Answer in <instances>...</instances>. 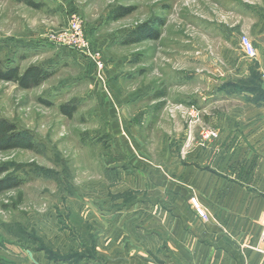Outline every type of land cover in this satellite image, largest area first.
<instances>
[{
	"label": "rangeland",
	"instance_id": "1",
	"mask_svg": "<svg viewBox=\"0 0 264 264\" xmlns=\"http://www.w3.org/2000/svg\"><path fill=\"white\" fill-rule=\"evenodd\" d=\"M31 1L38 9L24 0H0L3 66L11 61L23 71L40 65L50 73L29 90L0 81V120L31 147L0 151V168L7 170L0 178L13 175L20 182L0 194V264H25L10 247L21 240L27 249L78 250L79 235L67 229L69 209L82 217L98 200L109 207L119 186L129 184L113 174V165L175 161L181 147L188 154L214 147L218 154L219 147L240 144L237 134L225 137L223 120H211L214 110L237 104H224L226 89L211 85L207 25L191 22V0ZM178 1L187 6L185 22L176 18ZM116 7L133 10L107 20ZM73 14L83 22L84 53L49 41L67 30ZM160 18L164 27L153 28L162 31L160 40L126 43L135 28ZM63 104L75 106L71 118L60 114Z\"/></svg>",
	"mask_w": 264,
	"mask_h": 264
},
{
	"label": "crops",
	"instance_id": "2",
	"mask_svg": "<svg viewBox=\"0 0 264 264\" xmlns=\"http://www.w3.org/2000/svg\"><path fill=\"white\" fill-rule=\"evenodd\" d=\"M190 5L191 22L207 25L211 85L226 89L220 96L224 104H237L214 110L211 120H223L225 137L237 134L240 144L219 147L218 154L214 147L189 154L181 147L175 161L113 165V174L129 184L119 186L111 205L98 200L83 218L69 209L67 229L80 237L73 250L92 247L95 253V260L82 264H264L258 251L264 229V0H191ZM175 7L177 20L185 22L187 6L178 1ZM242 35L256 49L253 65L240 48ZM252 73L261 98L228 90L248 87ZM191 199L205 219L196 215ZM10 247L25 264H65L25 248L22 240Z\"/></svg>",
	"mask_w": 264,
	"mask_h": 264
},
{
	"label": "trees",
	"instance_id": "3",
	"mask_svg": "<svg viewBox=\"0 0 264 264\" xmlns=\"http://www.w3.org/2000/svg\"><path fill=\"white\" fill-rule=\"evenodd\" d=\"M24 3L34 9L38 7L31 0H25ZM132 10V8L116 7L110 10L107 20L117 21L128 16ZM162 25L163 21L161 19L155 20L154 23L152 22L151 26L140 25L131 32L130 39H127L126 43L135 44L147 38L156 40L159 37V31L153 28L154 26L160 28ZM11 64V61H6V64L3 66L0 61V81L14 83L22 90L38 87L50 76V73L40 65H30L21 71L18 66ZM257 78V75L252 73L249 79V86L245 89H237V91L246 90V92L253 94L255 98H261V92L255 87ZM58 109L60 114L67 118H71L72 114L75 112V106L72 104H63L59 106ZM12 129L13 128L7 122L0 120V151L12 150L15 148H31L24 143L20 135L10 134ZM6 172L7 170L5 168H0V176L4 175ZM19 184L20 182L17 177L5 175L0 178V194L17 188ZM34 250L43 252L47 259L57 263L82 264L88 260H95V253L92 247H85L83 251H71L64 255L53 252L43 246L36 247Z\"/></svg>",
	"mask_w": 264,
	"mask_h": 264
},
{
	"label": "built area",
	"instance_id": "4",
	"mask_svg": "<svg viewBox=\"0 0 264 264\" xmlns=\"http://www.w3.org/2000/svg\"><path fill=\"white\" fill-rule=\"evenodd\" d=\"M50 43L58 46L70 49L72 51H78L81 53H84L86 49V41L83 37V22L82 20L76 15L73 14L69 21V26L67 30L57 33V34H51L49 36ZM239 45L243 52V55L246 59L250 61H254L257 57L256 49L251 43L250 39L242 35L239 38ZM102 64L99 62L98 67L102 68ZM260 76L261 79L264 80V67L260 69ZM191 113L194 115H197L194 107H191ZM205 135L207 137H215L214 132H206ZM191 205L193 206L196 215L201 218L205 219L206 216L204 212L199 208L197 202L195 199H191ZM261 239L263 240V247L259 248L258 251L264 255V231L261 234Z\"/></svg>",
	"mask_w": 264,
	"mask_h": 264
}]
</instances>
